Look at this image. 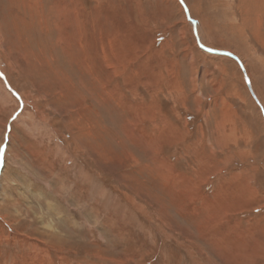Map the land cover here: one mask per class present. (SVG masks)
<instances>
[{"label": "rangeland", "instance_id": "rangeland-1", "mask_svg": "<svg viewBox=\"0 0 264 264\" xmlns=\"http://www.w3.org/2000/svg\"><path fill=\"white\" fill-rule=\"evenodd\" d=\"M264 108V0H183ZM0 264H264V118L179 0H0Z\"/></svg>", "mask_w": 264, "mask_h": 264}, {"label": "water", "instance_id": "water-1", "mask_svg": "<svg viewBox=\"0 0 264 264\" xmlns=\"http://www.w3.org/2000/svg\"><path fill=\"white\" fill-rule=\"evenodd\" d=\"M181 5L183 6L184 8V11H185V14H186V18L187 20L192 24L193 26V32H194V35H195V39L197 41V45L198 47L207 52V53H210V54H213V55H222V56H227L231 59H233L234 61H236V63L239 65L242 73H243V76H244V81H245V84H246V87L252 97V99L255 101V103L258 105V107L260 108L261 110V113H262V116L264 118V108L263 106L261 105L260 101L258 100L257 96L255 95L252 87H251V83H250V80H249V77L246 73V70L241 62V60L234 54H232L231 52H227V51H223V50H217V49H212V48H209V47H206L204 46L201 42H200V39H199V35H198V29H197V22L191 18V16L189 15V12L187 10V7L186 5L184 4L183 0H179Z\"/></svg>", "mask_w": 264, "mask_h": 264}, {"label": "snow or ice", "instance_id": "snow-or-ice-1", "mask_svg": "<svg viewBox=\"0 0 264 264\" xmlns=\"http://www.w3.org/2000/svg\"><path fill=\"white\" fill-rule=\"evenodd\" d=\"M0 151H3L2 149H0Z\"/></svg>", "mask_w": 264, "mask_h": 264}, {"label": "bare ground", "instance_id": "bare-ground-1", "mask_svg": "<svg viewBox=\"0 0 264 264\" xmlns=\"http://www.w3.org/2000/svg\"><path fill=\"white\" fill-rule=\"evenodd\" d=\"M196 26H197V24H196Z\"/></svg>", "mask_w": 264, "mask_h": 264}]
</instances>
